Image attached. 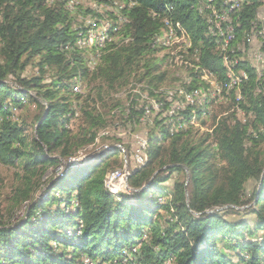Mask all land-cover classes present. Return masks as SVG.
Returning a JSON list of instances; mask_svg holds the SVG:
<instances>
[{
	"label": "trees",
	"instance_id": "obj_1",
	"mask_svg": "<svg viewBox=\"0 0 264 264\" xmlns=\"http://www.w3.org/2000/svg\"><path fill=\"white\" fill-rule=\"evenodd\" d=\"M68 1L0 0V165L22 173L8 219L0 220V264H264V160L255 151L264 139V96L255 95L258 85L264 89V78L257 80L248 61H239L236 69L245 70L247 80L229 99L247 123L220 119L196 143L188 123L190 118L204 123L200 108L178 111L187 124L178 129L171 124L177 116L168 117L172 104L163 96L176 90L174 99H179L196 91L202 86L198 77L205 90L210 75L224 82V57L230 63L242 56L232 46L239 40L246 46V34L254 25L259 28L263 1L92 0L116 5L120 16L110 13L108 40L93 70L76 42L104 22L95 20L90 27L74 23L78 9H85V15L89 6L75 5L70 12ZM227 1L237 3L229 13L234 38L221 51L208 20L229 10ZM166 25L178 40L164 49L157 37ZM183 39L190 48L177 52L180 67L192 73L187 83L173 79L172 88L159 91L177 58L169 56V64L162 50L181 46ZM194 52L196 61L190 56ZM29 65L38 75L25 78ZM130 78L143 82L162 105L148 132L146 160L129 175L133 192L114 196L105 182L111 166L119 164L120 148L88 163H70L75 150L93 142L90 132L102 123L95 108H88L91 94L77 93L76 85L98 83L101 101L104 88L113 90ZM26 103L38 109L29 124L16 116ZM136 105L130 102L129 119L143 117L145 108L135 110ZM81 115L86 129L76 138L71 124ZM58 168L53 179L41 182L49 169ZM173 175L182 180L169 186ZM251 181L256 187L246 195ZM23 205L16 218L14 212ZM231 213L242 218L226 219Z\"/></svg>",
	"mask_w": 264,
	"mask_h": 264
},
{
	"label": "rangeland",
	"instance_id": "obj_2",
	"mask_svg": "<svg viewBox=\"0 0 264 264\" xmlns=\"http://www.w3.org/2000/svg\"><path fill=\"white\" fill-rule=\"evenodd\" d=\"M53 0H47V2H52ZM95 1V0H94ZM92 0H70L68 1V8L70 12H73V8L75 5H83V6H89L87 8L88 12L84 14L83 11L85 9H78V16L74 23H77L80 25L82 22L85 26H92L93 22L95 23V20H98V25L101 24L96 31H91L89 34L78 36L77 42H76V49L79 52H82L85 56H87L88 61V67L90 70H93L97 66V61L99 58H101V55L103 53V47L100 48V44H103L104 38H107L106 31L110 27L111 21V14L114 13L116 15V12L118 13L119 8L113 4V9L110 7V4L107 5H95L92 2ZM263 4H264V0ZM99 13V14H98ZM118 20H120L119 13L117 14ZM264 19V7L260 9L257 19L263 21ZM104 20V21H103ZM107 21V22H105ZM103 25L102 28H100ZM106 28V29H105ZM105 29L106 31H103ZM86 31V30H85ZM82 31V32H85ZM91 35H95V38L93 40H89L88 36L91 37ZM186 39V38H185ZM258 41L257 40H250V42L244 46L245 44L242 43V40H239L235 42L233 48H236L237 52H240L242 56H236L235 58L240 59L238 61H248V63L254 68V71L257 75V80L263 79L264 75V62H259V59H256L255 48H258ZM188 42L184 41L181 43V46L176 45L172 47L170 50H162V54L168 56L167 60L168 63L171 64V59H169V56L175 55L177 56L176 59H174L173 63L171 64V69L165 68L167 70V78L165 80V85L161 86L159 88V91L172 88L173 86V79L176 81L179 80H185V83H187L186 76L191 74V68L188 67V69L180 67V58L177 55L178 51L187 50V48H190V45H187ZM190 44V42H189ZM97 46L96 49L93 50V48ZM105 46V45H104ZM244 46V47H243ZM159 48V46H158ZM72 50V49H71ZM160 55V54H159ZM158 55V56H159ZM196 52L192 53L191 59L193 61H196ZM160 57V56H159ZM98 58V60H97ZM38 75L37 68L35 65H29L25 68L23 72V77L30 78L33 76ZM51 75V72H48L46 74V80L45 83H48V78ZM202 76V75H201ZM199 83L202 84L200 88H198L196 91L204 92L206 89V83L201 80L200 77H198ZM210 78H209V85H210ZM98 83H89L86 80L83 81L81 87L79 84L76 85V91L77 93L81 94L83 92H89L91 94L90 100L88 101L87 105L88 108L94 107L97 111V114L101 116L102 123H98L96 127L92 129L90 134H94V140L92 143H89L85 147H83L80 150H75L74 158L70 161L72 164H76L78 162L80 163H88L94 160H97L99 158H102L106 154H108L113 148H120L122 155L117 156L119 160L118 166H111L112 168L109 169L106 177V187L108 191L114 195L118 196L119 194H131L133 189L130 188L128 184V178L132 171L136 170L140 166L144 164V156L145 153L142 152V146H144L148 132L151 129L154 119L156 118L160 111L156 114L154 110L150 107V102L152 100H155L154 98L150 97L148 95L147 88L143 82L138 83L136 79L130 78L126 84L120 85L115 87L113 90L110 89H103V92L101 94L100 92V98L102 99L99 101V98L97 96V87ZM82 88V89H81ZM209 89V88H208ZM83 90V92H82ZM174 91H167L165 94L175 92ZM209 92H212V89L209 90ZM232 93V92H231ZM33 95V94H32ZM255 95H260L261 97L264 96V89H262L259 85L257 86L255 90ZM34 96V95H33ZM239 96V95H237ZM203 99L207 98L202 96ZM230 94L226 96L224 99H217L214 98L213 100H210L208 103L204 105H201L200 107H197V109L200 108L202 114L200 117V120H204V123H198L199 120L188 123L190 126L194 128L193 135H194V142H198L199 138L204 136L205 134H209L212 125H216L217 122L220 121V119H226L229 124H233L234 122L238 121L242 124H246L247 119L243 112L238 108L237 105H233L232 102L229 99ZM240 97V96H239ZM38 102L42 103L39 99H37ZM134 101L136 102L135 110H140L142 107L144 109V115L143 117H139L138 119H129V107L130 102ZM43 104V103H42ZM82 104V103H81ZM149 107L151 109L150 115L149 113ZM187 108V107H186ZM148 111V117L147 114L145 116V112ZM205 112L208 113L205 115ZM38 113V109L32 105V104H25V109H23L20 112H16V116L20 119L24 120L27 124H29L33 116ZM174 113H177V111L174 110ZM150 115V116H149ZM165 115V113H164ZM166 116V115H165ZM169 117L171 116V109L169 111ZM209 117V118H208ZM208 118V119H207ZM137 120V121H136ZM187 126V124H186ZM186 126L184 128H186ZM183 128V129H184ZM71 129L73 133L75 134L74 137L76 138H82L84 136V121L82 119V115L79 119L73 120L71 124ZM30 131V130H29ZM264 132V131H263ZM89 134V135H90ZM89 135H85V140H88L90 137ZM210 142V140H208ZM255 151L258 153L260 158L264 160V139L260 140L257 144ZM124 153V154H123ZM65 161L62 160V165H64ZM62 168V167H61ZM61 168L57 169L56 172L49 169L46 174L43 176L41 182H47L50 179H53L55 177V173H59ZM21 172L19 170L13 169V168H7L0 165V220L3 222H6L8 219L9 212L12 207V196L14 189L19 186V178L18 176H21ZM156 174V173H154ZM114 176V178H113ZM176 180H182V177L179 175H173L171 180L167 183L169 186L172 184V181ZM256 187V184L254 181L248 182L245 185V193L246 195H250ZM39 195V194H38ZM38 195H35V198L38 197ZM24 205L17 209L15 213L16 218H21V215L24 212ZM246 208V207H245ZM236 210H238L236 208ZM239 210H242L239 209ZM241 215H235V213H231L229 216L226 217V219L232 221V220H238L241 219ZM253 229V226H251ZM258 233V235H260ZM236 262V260L234 259ZM165 264H171L169 261L165 262Z\"/></svg>",
	"mask_w": 264,
	"mask_h": 264
},
{
	"label": "bare ground",
	"instance_id": "obj_3",
	"mask_svg": "<svg viewBox=\"0 0 264 264\" xmlns=\"http://www.w3.org/2000/svg\"><path fill=\"white\" fill-rule=\"evenodd\" d=\"M211 1L212 0H202L201 2L208 4ZM227 2H230V1H227ZM234 8H236V7H234ZM234 8L232 5H230L229 10H227V11L225 10V12L221 11L222 13L218 14V15H217L218 12L216 14L212 12L213 13L212 14L213 19L211 17V19L208 20L209 27H210V34L215 38L216 46L221 51H224L227 47H229L230 41L234 38L232 23H231V20L229 19V14L227 15L226 25L223 22V14L224 13H230V11L233 10ZM212 11H214V10H212ZM263 23H264V19H263V21L260 22L259 28L256 29V27L254 25V29H256V30L253 29V30L249 31V33L246 34V37H244L246 40V44H248L250 42V40H257L260 43V45L258 43L259 46H258V48H255V51H254L255 53L257 52L256 56L259 59V62H264V56L261 53V47H262V45H264ZM165 27H166L165 31L162 34H160L159 37H157L158 38L157 43L160 47L167 49V48H169V46L172 43H174V41L177 38L175 37L174 31L171 29L170 25H166ZM228 28H232V36H231L230 32L228 31ZM105 29H103V31H106ZM91 31H93V30H91ZM89 32H87V34H89ZM255 34L257 36H255ZM106 40H108V38H104L103 44H100V48H102V47L104 48ZM87 41H89V40H87ZM65 49H67V48H65ZM97 60H98V58H97ZM224 60L227 62V69L225 72L224 82L218 81L217 79H215L214 76L210 75L209 78H210L211 82L209 85V89L205 90L204 92L194 91L192 93L184 94L179 99H174L175 98V95L173 94L174 92L163 95V96H165L164 101L172 104L170 117L177 116V118H174V119H176L175 120L176 122L171 123L172 127H173V125H176V123H177L176 126L178 129H180V128L183 129L186 126L185 122H183L181 120V118L178 117V111H184L185 107H187V106H193V105L197 106V107H200L201 105L205 106L206 103H208L210 100H213L214 98L224 99L231 92L235 91L241 84H243L242 82L247 80V74H246L245 70H237L236 69L237 63L239 62L238 59H235L234 61H231L230 63L228 62V57H224ZM210 89H212V92H209ZM195 95L201 96V99L203 98L202 96L207 97V98H205L203 100H201V99L196 100V99H194ZM236 99L238 100V99H240V97L237 96ZM150 105H151L152 110H154L156 112V114L161 110L162 104H161V102H158L157 100H152L150 102ZM174 110L177 111V113H174ZM150 111H151V109L149 108V113H150ZM146 114L148 117V111L145 112V116H146ZM150 115H152V114L150 113ZM189 120H190L189 121L190 124L193 123V121H194L193 118H190ZM173 132H174L173 128H171L170 133H173ZM145 149H146V142H145L144 146H142V152L143 153H145ZM144 159H145V156H144ZM105 186H106V182H105Z\"/></svg>",
	"mask_w": 264,
	"mask_h": 264
},
{
	"label": "built area",
	"instance_id": "obj_4",
	"mask_svg": "<svg viewBox=\"0 0 264 264\" xmlns=\"http://www.w3.org/2000/svg\"><path fill=\"white\" fill-rule=\"evenodd\" d=\"M226 3H232L233 8H234V7H237V3L234 2V1L226 2ZM228 14H229V13H224V14H223V22L225 23V25H226V20H227V15H228ZM263 27H264V23H263ZM228 31L230 32V34H231V36H232V28H228ZM255 36H257V35L255 34ZM93 38H95V35H91V37H88L87 39H88V40H93ZM256 59H257V56H256ZM194 99H196V100L201 99V96L195 95V96H194ZM208 113H209V112H208ZM208 113H207V114H208ZM113 178H114V176H113Z\"/></svg>",
	"mask_w": 264,
	"mask_h": 264
},
{
	"label": "crops",
	"instance_id": "obj_5",
	"mask_svg": "<svg viewBox=\"0 0 264 264\" xmlns=\"http://www.w3.org/2000/svg\"><path fill=\"white\" fill-rule=\"evenodd\" d=\"M263 7H264V4H263V6L261 8H263Z\"/></svg>",
	"mask_w": 264,
	"mask_h": 264
}]
</instances>
